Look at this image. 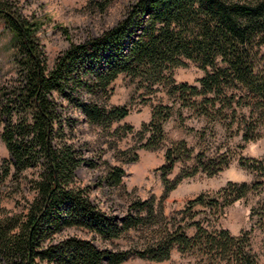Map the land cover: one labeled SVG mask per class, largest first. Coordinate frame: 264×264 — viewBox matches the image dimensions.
<instances>
[{"label": "trees", "instance_id": "16d2710c", "mask_svg": "<svg viewBox=\"0 0 264 264\" xmlns=\"http://www.w3.org/2000/svg\"><path fill=\"white\" fill-rule=\"evenodd\" d=\"M112 2L89 0V6L104 14ZM47 20L25 14L14 0H0L15 69L0 83V136L9 153L0 165V264H122L133 257L162 262L175 249L216 262L258 264L252 230L238 236L225 228L210 230L196 219L195 208L227 207L252 191H264V181L229 182L215 195L201 193L177 221L154 198L134 199L122 216L114 215L78 183L77 170L96 166L87 157L92 148L83 125L108 130L132 111L130 105L109 103L121 76L134 84L132 97L144 104L162 88L168 97L153 107L139 131L142 148H160L167 140L165 124L174 115L182 119L184 110L222 118L227 131L236 127L231 136L240 134L244 144L261 138L264 0H134L111 27L71 42L53 65L40 38ZM186 60L205 70L199 85L175 80L174 69ZM137 157L134 153L126 161ZM195 158L194 167L168 178L178 161ZM230 161L204 153L195 157L186 140L172 142L158 168L165 186L162 201L184 178L200 171L214 175ZM241 163L264 176V161L242 158ZM124 175L122 166L108 165L102 181L125 191ZM8 199L15 201L14 209L1 205ZM255 214L264 229V201L253 208L252 218ZM191 227L196 229L192 236ZM71 229L87 235H67ZM130 232L149 237L140 248L110 247Z\"/></svg>", "mask_w": 264, "mask_h": 264}, {"label": "rangeland", "instance_id": "374dc122", "mask_svg": "<svg viewBox=\"0 0 264 264\" xmlns=\"http://www.w3.org/2000/svg\"><path fill=\"white\" fill-rule=\"evenodd\" d=\"M20 5L25 14L36 13L48 18L41 33V44L53 65L57 56L66 50L71 42H79L89 35H98L111 27L122 15L124 9L134 0H113L106 13L101 14L89 6V0H14ZM64 29H67V34ZM15 72L13 64V40L11 33L4 28L0 21V83L3 77L11 76ZM196 62L186 60L185 66L174 69L177 82H187L199 85V79L205 75ZM134 84L124 76L114 83V94L109 103L111 105H130L132 111L124 119L115 122L108 130L100 127L83 125V137L90 142L92 151L87 153L96 166L83 165L77 170L78 183L89 189L91 198L101 207L120 217L126 211L130 201L141 198H154L157 205H162L167 217L175 216L182 220L189 200L201 193L215 195L229 182L254 183L264 181L259 172L243 166L242 158L264 161V135L248 144H244L241 135L231 136L226 130L223 119L209 120L184 110V117L179 119L174 115L166 124L167 140L155 150L142 148L144 142L140 139L139 131L144 123L150 121L153 107L161 101L168 102L164 88L150 95L147 103H142L137 95L132 97ZM132 97V98H131ZM133 126V131L126 129ZM118 130V133L116 132ZM2 126L0 125V132ZM184 139L194 149V156L204 153L207 157L226 156L231 159L229 165L214 175L200 171L192 177L184 178L173 189L168 197L162 201L165 186L161 171L158 170L165 163L167 147L174 141ZM244 146V147H243ZM128 152L122 155L123 152ZM138 154L136 161H126L127 158ZM9 156L8 150L0 136V165ZM195 160H180L168 175L175 180L183 169L195 166ZM108 165L122 166L125 170L123 184L125 191L112 188L102 179ZM19 196V195H18ZM30 196V195H29ZM264 201V191H252L245 198L221 209L195 208L196 219L201 220L210 230L216 228L228 229L233 235H241L251 231V248L257 255L258 264H264V229L257 222V214L252 218L253 208ZM3 206L15 208L13 199L4 200ZM189 235H194L196 229H187ZM75 233L87 235L84 231L71 229L66 234ZM149 236L144 232H130L125 237L112 241L110 247L118 249L140 248ZM105 246V242L96 240ZM122 264H229L226 261H212L204 259L197 252L183 253L178 249L172 252L170 259L162 262L130 258Z\"/></svg>", "mask_w": 264, "mask_h": 264}]
</instances>
